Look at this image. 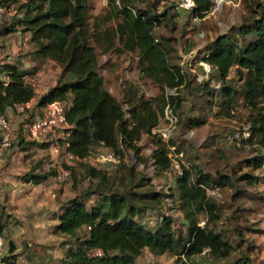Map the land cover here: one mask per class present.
Segmentation results:
<instances>
[{"label": "trees", "instance_id": "obj_1", "mask_svg": "<svg viewBox=\"0 0 264 264\" xmlns=\"http://www.w3.org/2000/svg\"><path fill=\"white\" fill-rule=\"evenodd\" d=\"M159 1L108 0L105 14L91 23L88 0H0L5 9L16 4L19 16H15L13 25L30 32L35 55L61 66L56 83L38 97L35 105L45 107L55 100L65 103L67 153L85 159L93 147L102 146L112 150L119 160L126 149L138 152V141L148 134L155 144L152 158L157 173L171 168L167 143L151 130L167 103L174 112L181 106V87L201 85L182 66L169 63L168 39L154 35V29L167 19L173 8L158 10ZM194 3L189 11L192 16L201 18L210 10V0H194ZM110 20L112 25H108ZM15 25L8 31H15ZM116 43L121 51L137 54L143 76L162 89L175 88L178 93L164 92L155 98H144L133 83H126L123 96L129 112L126 118L121 103L106 88L98 70V54L110 53ZM201 59L214 66L219 88L229 104L235 90L228 73L234 67L241 81L239 91L249 107L250 134L245 140L253 141L263 152L248 165L261 166L264 162V0L251 4L250 14L235 30L211 40ZM33 73L13 62H0V113L34 97V85L25 78ZM206 84L202 87L207 88ZM212 89L218 88L212 86ZM225 140L229 142L226 136ZM83 159L80 162H88ZM182 171L181 175L176 173L175 189L184 232L173 226L171 214H162L154 226H149L137 218L148 205L135 204L124 194L107 193L100 187L87 190L68 202L54 230L74 243L68 247L63 263L136 264L145 248L157 255H175L177 264H192L193 256L204 253L213 260L228 258L234 246L225 231L217 228L222 213L207 188H220L230 183V179L224 175L211 176L195 165L182 167ZM86 172L92 178L105 180V172L100 168L89 165ZM47 175L30 173L29 178L37 183ZM93 194L96 199L89 203L87 195ZM153 199L160 202L158 192ZM200 216H203L202 224ZM9 249H13L11 243ZM204 249L207 250L203 253ZM14 258L10 254L13 264ZM233 264H245V260L237 257Z\"/></svg>", "mask_w": 264, "mask_h": 264}, {"label": "rangeland", "instance_id": "obj_2", "mask_svg": "<svg viewBox=\"0 0 264 264\" xmlns=\"http://www.w3.org/2000/svg\"><path fill=\"white\" fill-rule=\"evenodd\" d=\"M174 1L158 2V10L168 6L173 8L170 9L167 19L154 29V35L168 39L169 63L179 64L185 73L192 74L191 67L196 71L200 70L198 62L202 60L209 42L228 30H235L250 14V6L257 0H224L218 10L208 11L203 17L195 20L190 12L177 11ZM210 1L213 3V0ZM107 3L108 0H88L91 23L96 17L105 14ZM15 16L19 14L8 10L0 14V51L4 54L13 41L20 53L27 55L24 60L31 65L29 68L34 67V75L29 76L30 82L36 88L46 87L50 80L57 81L62 70L56 71L57 63L54 64L48 59L42 60L35 55L36 46L31 43L30 36L26 37L29 31L21 26L16 27L15 24L16 30L8 31V28L14 26ZM112 24V20L108 21V25ZM190 54L194 57L189 56ZM98 64L106 88L110 89L121 103L126 118L129 114L128 106L123 100L126 83H133L144 98H155L169 89H162L150 78L143 76L137 54L121 51L117 43L110 53L98 54ZM212 78L213 85L206 84L208 89L194 86L195 84H191L188 89L181 87V106L175 110L176 127L167 143L183 152L182 158L187 167L195 165L211 176L224 175L230 179V183H225L220 188L208 187L207 193L217 201L221 209L217 228L225 231L234 250L225 259L213 260L204 253L193 256L191 261L192 264H233L237 257H241L245 264H264V162L257 168L248 165L253 157L262 155L263 152L253 141L243 139L238 146L226 142L225 136L228 138L232 131L249 125V107L239 91L241 81L236 77L234 67L228 73L235 90L234 99L230 104L225 102L226 96L219 88L220 80L215 72L212 73ZM212 86L218 89L213 90ZM14 132L12 145L8 148L0 146V157L8 154L7 150L18 148V130L15 129ZM154 139H157L156 136ZM137 145L138 152L126 149L117 162L102 163L95 161L94 156L98 152L107 151V148L95 146L88 162L73 165L69 164L59 149L56 159L51 158L49 150H43L47 161L35 163V169H30L29 174L47 173L53 177L55 174H51V170H55L56 165H70L71 176L63 181L69 187L66 188L67 198L75 193L81 195L87 190L99 187L107 193H121L135 204L143 203L149 206L137 216L142 223L154 226L162 214H171L173 226L184 232L183 215L178 209L179 201L175 189L176 172L170 168L157 173L153 158L151 159L155 144L150 135L143 134ZM89 165L103 170L105 180L88 176L86 167ZM25 176L29 178L28 174ZM50 188L55 191L59 186ZM62 188L64 187L62 186L61 190ZM157 192L160 202L153 199ZM87 196L89 203L96 199L95 194ZM202 218L203 216H200L201 224ZM136 264H177V261L175 255H157L145 248L136 259Z\"/></svg>", "mask_w": 264, "mask_h": 264}, {"label": "crops", "instance_id": "obj_3", "mask_svg": "<svg viewBox=\"0 0 264 264\" xmlns=\"http://www.w3.org/2000/svg\"><path fill=\"white\" fill-rule=\"evenodd\" d=\"M29 36L28 32L26 37ZM25 56L27 55L20 53V49L12 41L4 54L0 51V62H13L28 72L34 71V67L29 68L31 65L24 60ZM49 61L55 64L53 60ZM56 66V71H60V66ZM55 83L56 80H50L46 87L34 86L35 95L27 102L24 112L18 113L14 107H8L5 111L12 120L14 131L18 130V148L7 150L8 154L0 157V234L4 237L8 253L15 257L14 264H64L63 258L68 247L74 245L73 241L54 230L68 202L79 195L75 193L67 198L65 195L66 188L69 189L68 185L58 182L54 176L47 175L37 183L25 176L35 169V163L47 161L43 150H49L51 158L56 159L59 149L70 165L80 162L66 152L61 130L39 138L29 135V124L40 116L44 109L35 103L38 97ZM63 165H56L55 170H51L54 173L51 174H55L59 168L64 167ZM56 184L59 188L54 191L50 187H58ZM62 186L64 188L61 190ZM9 243L13 245L11 251Z\"/></svg>", "mask_w": 264, "mask_h": 264}, {"label": "built area", "instance_id": "obj_4", "mask_svg": "<svg viewBox=\"0 0 264 264\" xmlns=\"http://www.w3.org/2000/svg\"><path fill=\"white\" fill-rule=\"evenodd\" d=\"M224 0H213L211 3V7L209 12H213L218 10L221 3ZM195 3L194 0H175L174 1V8L177 11H186L189 12ZM5 10L14 11L16 12V4L12 3L8 9H5L0 5V14ZM208 13V12H207ZM206 14V13H205ZM193 19H198L197 16H193ZM190 54L189 56H191ZM194 57V55H192ZM200 70L196 71L194 68H190L192 75L194 76L195 81L203 86L205 83L212 84L214 79L212 78V73L214 70V66L210 63L200 60L199 62ZM26 79H30L29 76H25ZM30 81V80H29ZM177 90L175 88H169L165 94H177ZM14 108L17 112H24L27 108V103H21L14 105ZM163 116V117H161ZM159 117L158 123L155 127L152 128L151 132L153 134H157L161 140L164 142H168V139L172 135L177 122V116L173 111L172 107L169 103H167L163 109V113ZM162 119V120H161ZM66 118H65V103L61 101H51L46 104L44 107L42 114L36 117L31 123L29 124V135L33 138L44 137L48 133L54 132L56 130H61L65 135L64 128H66ZM250 134L249 125L244 126L242 129H236L231 132V135L228 136L229 142H233L236 145H239L243 139H246ZM15 138V132L11 123V119L5 114L0 113V146L2 148H8L12 145ZM168 148V156L171 158V168L181 175L182 174V167H187L184 164L182 155L183 152L181 150L176 149L173 145H169L167 143ZM173 152V153H172ZM73 156V155H72ZM91 155L87 156L83 160H90ZM75 159L81 161L82 159L76 158ZM152 159V156H151ZM94 160L97 162H117L118 158L116 157L115 153L107 149L104 152H98L94 156ZM153 160V159H152ZM71 176V169L68 167H61L57 170L54 177L58 182H63ZM207 249L203 250V253L206 252ZM0 264H13L10 259V254L6 249V243L4 237L0 234Z\"/></svg>", "mask_w": 264, "mask_h": 264}]
</instances>
